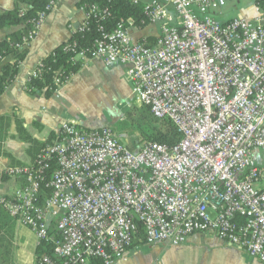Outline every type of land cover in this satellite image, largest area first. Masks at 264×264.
<instances>
[{
	"label": "built area",
	"instance_id": "1",
	"mask_svg": "<svg viewBox=\"0 0 264 264\" xmlns=\"http://www.w3.org/2000/svg\"><path fill=\"white\" fill-rule=\"evenodd\" d=\"M232 1L155 0L144 5L149 24L161 26L155 46L135 41L120 22L111 32L100 27L92 50L70 49L76 62L125 66L134 97L170 119L181 139L134 154L112 128L64 122L37 165L1 168L0 181L18 182L3 207L39 246L54 244L39 264L125 262L141 232L146 245L171 247L213 233L264 263V170L253 157L264 154V0H256L254 21L219 23L214 14ZM84 10L82 30L110 17L98 5Z\"/></svg>",
	"mask_w": 264,
	"mask_h": 264
},
{
	"label": "crops",
	"instance_id": "2",
	"mask_svg": "<svg viewBox=\"0 0 264 264\" xmlns=\"http://www.w3.org/2000/svg\"><path fill=\"white\" fill-rule=\"evenodd\" d=\"M83 1L54 0L53 9L35 39L24 48L27 56L20 65L18 76L0 97V116L11 117L9 129L11 138L3 145L10 157H0V169L13 165L11 158L22 166L31 165L44 149L42 145L46 147L51 139H56L58 130L64 122L76 124L85 130L108 127L115 132V124L121 117L117 114L111 121L106 119L105 111L107 112L110 101L122 102L134 99L127 68L122 65L108 67L97 59L82 63L79 72L61 86L58 94L52 97L42 93L30 95L25 91V86L38 65L57 47L69 42L83 24L86 18L84 7L81 5ZM153 1L155 0H139L143 6ZM15 4L16 0H0V14L13 10ZM256 7V0H233L216 12L214 18L221 24L238 17L254 21L258 15ZM160 28V25L149 24L145 28L131 26L128 30L135 41H148L152 44L160 37ZM18 29L19 27L0 29V42ZM14 60L11 56L5 58L0 64V73L4 66L13 63ZM96 114L102 118L95 117ZM16 118L22 121L27 132L37 143L26 144L17 138L14 123ZM121 137L125 139V135L118 138L125 144L129 143ZM256 152L264 156L260 151ZM17 186L18 182L15 179L0 181V198L11 196ZM261 187L264 188V182ZM20 225L18 221L15 223L12 239H8L0 232V264H36L37 260L33 261L32 254L37 257L38 240L34 250L31 251L32 244L26 237L28 234ZM9 241H11L9 244L11 249L10 246L5 245ZM13 242L17 243L18 255L12 252ZM176 248L181 255L174 264H264L245 251L226 244L213 233L194 234L189 237L186 244Z\"/></svg>",
	"mask_w": 264,
	"mask_h": 264
},
{
	"label": "trees",
	"instance_id": "3",
	"mask_svg": "<svg viewBox=\"0 0 264 264\" xmlns=\"http://www.w3.org/2000/svg\"><path fill=\"white\" fill-rule=\"evenodd\" d=\"M53 0H16V4L13 10L0 14V29H11L18 28V30L7 35L6 39L0 42V64L1 62L11 56L14 57V62L3 67L0 73V97L6 92V90L11 86L18 76L21 63L25 60L27 56L26 49L22 48L23 40L28 34L34 30V21H36L40 14L46 10V7ZM81 5L87 7L89 5H98L100 7L107 8L110 12V17L107 21L98 24L95 20L91 21V26L89 30L78 29L69 40V42L57 47L51 55L45 58L36 68V76H32L26 86L25 91L30 95H35L37 93L45 94L47 97H52L56 91L59 89V84L56 83L58 79L60 85L63 86L67 81L75 74H77L82 66L81 62H76V54L70 49H75L77 51H90L93 49L96 40L101 38V33L99 32L100 27H103L106 32H111L116 29L118 24L121 22L124 24L125 28L131 26H136L139 28H145L149 25V21L144 14V6L139 4L135 5L131 0H84ZM264 6V4L262 3ZM148 47H153L157 44L148 43L145 41L139 42ZM146 108L145 112L156 126L160 124L161 129H159L155 137H151L144 133L137 127L139 135L142 142L145 143H159L173 145L180 141L181 135L174 123L168 119H158L156 118L151 109ZM132 112L129 113L126 124L123 127L127 128L129 125L134 127L133 114L135 109H131ZM16 126L17 138L26 144L37 143L31 135L27 132L22 121L18 118L14 121ZM11 126L10 116H0V157L10 155L4 150V143L11 138L9 135V129ZM79 127V126H78ZM119 126H117L118 128ZM122 127V126H121ZM120 127V128H121ZM81 128V127H80ZM83 129V128H81ZM163 129V130H162ZM85 130V129H84ZM86 131H91L86 129ZM51 139L48 146L52 145L53 141L57 140ZM46 143V145L48 144ZM48 146L42 145L45 150ZM36 156L34 162L31 165H37L39 156L42 151ZM11 162L15 167H29L22 166L15 162L11 158ZM56 164H53L50 171H46L47 178H50L51 171L56 168ZM2 181L9 180L8 177H2ZM19 182H25V179H20ZM48 194V189L46 190ZM0 198V232L4 234L8 239L14 238V228L17 222L15 218L11 217L7 210L1 204ZM55 239H58L56 230L52 228L50 232ZM140 245H145L144 233L141 232L140 235L135 239L132 249ZM54 249V244H42L37 247V262L40 263V258L42 255H51Z\"/></svg>",
	"mask_w": 264,
	"mask_h": 264
},
{
	"label": "rangeland",
	"instance_id": "4",
	"mask_svg": "<svg viewBox=\"0 0 264 264\" xmlns=\"http://www.w3.org/2000/svg\"><path fill=\"white\" fill-rule=\"evenodd\" d=\"M131 109H135V113H132L135 124L134 127L129 125L127 128H125L123 127V125L127 123H125V121H127L129 113L132 112ZM145 110L146 108L141 105L134 97V99L129 101H110V106L108 107L107 112L105 111L106 119L108 121H111L117 114L119 115V117H121L115 124V135H117L118 137L121 135H125V139H123L122 137L121 138L125 142H129L126 144L130 150L134 149V154H137L140 151L141 147L146 144L142 141L139 142V140H141V137L139 135L138 129H136L137 127H139L140 130L151 137H155L159 132L158 130L161 129L160 124L156 126L154 122L150 118H148V114L145 112ZM95 117L102 118L98 114H96ZM117 126L119 127L117 128ZM253 157L256 164L264 170V156H262L259 152H254ZM20 226H22L23 229L27 232L28 236L26 235V237L30 244H32L31 251H33L35 248L36 240L38 239H36V236L28 227L23 225ZM10 243L11 241L6 242L5 245L10 246ZM16 244L17 243L15 242L14 249L12 250L14 255H18ZM142 246L143 245H140L138 247L141 248ZM139 249L137 247L131 249V251H129L130 253L128 260L125 262H118L116 264H174V262H176L181 255L179 249H177L176 247H166L163 244H145L140 250ZM32 257L33 261L37 260V257H35L34 253L32 254Z\"/></svg>",
	"mask_w": 264,
	"mask_h": 264
}]
</instances>
